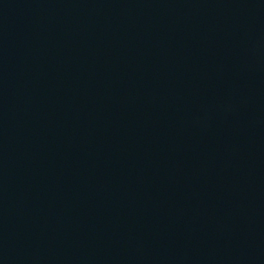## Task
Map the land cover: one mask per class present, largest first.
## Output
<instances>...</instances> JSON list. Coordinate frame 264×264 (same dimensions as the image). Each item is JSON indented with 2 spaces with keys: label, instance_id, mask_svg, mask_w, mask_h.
Wrapping results in <instances>:
<instances>
[{
  "label": "water",
  "instance_id": "water-1",
  "mask_svg": "<svg viewBox=\"0 0 264 264\" xmlns=\"http://www.w3.org/2000/svg\"><path fill=\"white\" fill-rule=\"evenodd\" d=\"M0 170L61 264H264V0H0Z\"/></svg>",
  "mask_w": 264,
  "mask_h": 264
}]
</instances>
